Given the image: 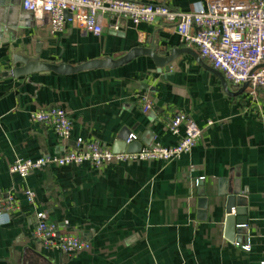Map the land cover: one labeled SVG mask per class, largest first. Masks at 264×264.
Here are the masks:
<instances>
[{
  "label": "crops",
  "instance_id": "1",
  "mask_svg": "<svg viewBox=\"0 0 264 264\" xmlns=\"http://www.w3.org/2000/svg\"><path fill=\"white\" fill-rule=\"evenodd\" d=\"M188 12L207 0H138ZM118 24V29L111 24ZM135 46L168 56L191 48L176 24L156 18L135 24L111 17L97 35L68 23L52 31L26 10L22 0H0V190L11 191L20 209L0 215V264H261L264 262V88L247 89L220 76L205 60L180 54L170 71L149 55L114 68L73 74L35 72L6 75L15 55H36L78 65L119 58ZM227 80V79H226ZM147 97L152 108L143 109ZM65 108L74 124L64 139L53 128L31 122L32 110ZM188 114L203 129L194 149L177 159L49 164L28 175L12 173L17 158L55 156L77 137L113 149L125 131L142 147L174 146L167 121ZM213 123L209 125V122ZM150 141L151 143H146ZM201 183V184H200ZM36 193L31 205L25 189ZM234 194L247 232L226 236V199ZM206 197V208L199 198ZM235 208L233 212H235ZM43 211L63 233L89 240L91 248L72 255L46 248L33 237L36 213ZM237 243H240L239 245ZM250 244L245 250L241 244Z\"/></svg>",
  "mask_w": 264,
  "mask_h": 264
},
{
  "label": "built area",
  "instance_id": "2",
  "mask_svg": "<svg viewBox=\"0 0 264 264\" xmlns=\"http://www.w3.org/2000/svg\"><path fill=\"white\" fill-rule=\"evenodd\" d=\"M26 10L31 11L41 23H48L52 31H62L68 23L81 30L101 34L107 20L128 18L135 24L152 23L160 17L175 23L184 44L199 50L203 60L219 70L234 86L249 83L247 91L257 98L264 88V0H207L192 11L182 12L166 4H153L138 0H22ZM110 27L118 29V24ZM151 101L144 97L143 109L149 111ZM31 122L42 123L53 128L64 139L73 133V120L69 112L60 106H49L32 110ZM213 122L210 121L209 125ZM174 134L181 128L184 134L178 144H160L142 147L134 152H115L98 141L77 137L71 148L55 156L39 158H17L10 166L12 173L28 175L49 164L58 166L89 163L100 168L112 161L135 162L142 160L170 161L185 153H190L202 135L203 129L185 112H177L167 121ZM131 134L126 143L136 140ZM29 204L35 205L36 193L27 188L24 191ZM20 209L11 191L0 190V215ZM33 237L46 248L57 249L67 255L91 248V242L73 233H63L56 222L50 220L43 211L36 213ZM238 245L240 243H237ZM250 250V244H241ZM261 264H264L262 262Z\"/></svg>",
  "mask_w": 264,
  "mask_h": 264
},
{
  "label": "water",
  "instance_id": "3",
  "mask_svg": "<svg viewBox=\"0 0 264 264\" xmlns=\"http://www.w3.org/2000/svg\"><path fill=\"white\" fill-rule=\"evenodd\" d=\"M158 19H161L158 17ZM191 53L196 58H198L201 62V57L191 48H179L172 50L168 56H161L159 55L153 48H147L145 46H135L125 55L119 58H109L105 57L102 59H95L90 60L87 62H83L78 65H73L65 62H51L45 59L40 58L37 51L36 55H15L13 58L14 66L11 68L9 72H5L6 75H13L16 78L27 76L29 74L35 72H56L59 74H73L80 71L97 69V68H114L119 67L121 65L126 64L127 62L131 61L132 59L142 56V55H149L155 62L157 67L160 69L164 68L165 71H170V68L174 66L173 61L182 53ZM215 74L220 76L221 81L223 83L224 88L227 92L233 94L229 90V82L226 80L224 75L217 69L213 70ZM249 83H244L240 86L238 92L236 94H242ZM234 93V94H235ZM131 135V132L123 131L119 136L118 140L115 142L113 146V151L115 152H134L139 151L142 148V142L140 140H133L131 143H126V140ZM146 143H151L150 141H146ZM201 184V183H200ZM207 200L206 197L199 198V207L206 208ZM236 206H241V203L236 195L230 194L227 196L226 199V221H225V228H226V236L230 240H235V232L246 233L247 232V222L243 218L244 214L240 208H235ZM235 208V212L233 209Z\"/></svg>",
  "mask_w": 264,
  "mask_h": 264
}]
</instances>
